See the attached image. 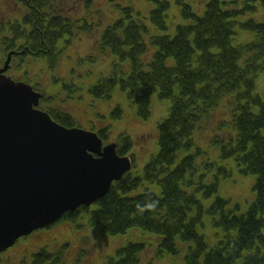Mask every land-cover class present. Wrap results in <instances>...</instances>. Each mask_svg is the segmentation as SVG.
<instances>
[{
  "label": "trees",
  "instance_id": "trees-1",
  "mask_svg": "<svg viewBox=\"0 0 264 264\" xmlns=\"http://www.w3.org/2000/svg\"><path fill=\"white\" fill-rule=\"evenodd\" d=\"M19 1L27 12L21 24L9 26L12 39L6 42L10 50L19 41L23 44L21 50L26 51L24 55L45 59L51 67L57 66L61 53L58 44L73 35L76 23L66 19L61 8H56L57 0ZM204 1L202 16L179 1L185 24L178 25L172 37L150 36V28L134 19L130 8L122 10L127 13L126 17L104 30L99 43L101 52L109 51L120 62L130 61L131 72L125 80L117 73L102 79L91 88L92 97L109 101L119 86L144 121L151 115L154 94L170 101L171 106L168 116L158 126L159 153L145 166L144 178L126 175L90 211L81 208L66 215V220L75 221L83 214L88 215L91 227H100L111 236L140 229L160 237V255L165 252L177 255L178 242L193 244L188 248L185 264H264V100L253 95L255 78L264 71V21L237 22L243 15L255 12L252 5L255 0ZM156 4L158 7L150 13V21L157 31L166 32V10L170 4L166 1H156ZM238 5L242 6L241 10L235 9ZM224 6L229 10L223 9ZM86 7H90V1H86ZM237 27L253 33L255 41L233 46ZM231 95L234 98L233 102L230 100V113L237 137L234 146L222 147V157L233 156L244 174L256 178V197L244 214L229 210L230 202L221 198H216L209 210H205L194 195L182 189L187 185L186 176L195 173L200 151L185 157L172 169L178 154L193 147L200 123L209 121L211 113ZM252 107H259V113H253ZM49 113L62 126L74 127L68 115ZM120 113L117 108L111 117ZM106 134L107 131H101L99 137L104 141ZM119 143V156L132 150L127 135L121 136ZM143 182L158 185L161 194L146 192L129 196ZM217 188L214 182L207 194L216 193ZM194 209L197 214L191 218ZM205 213L216 217L214 225L223 232L221 240L210 250L197 229ZM143 250V244L130 243L118 253V262L113 264H139ZM43 254L36 257L37 263Z\"/></svg>",
  "mask_w": 264,
  "mask_h": 264
},
{
  "label": "rangeland",
  "instance_id": "rangeland-1",
  "mask_svg": "<svg viewBox=\"0 0 264 264\" xmlns=\"http://www.w3.org/2000/svg\"><path fill=\"white\" fill-rule=\"evenodd\" d=\"M86 1H90L89 8L86 7ZM156 1H166L170 4L166 10L168 28L166 32L157 31L150 21V13L158 7ZM179 1L181 0H57L56 8L62 9L61 14L67 19L78 22L73 35L63 38L58 44L61 50L58 65L55 66L56 68H51L43 59L29 58L20 72H9L8 76L13 75L16 80L36 87L46 98H52L49 103L42 104L41 109L57 108L68 113L81 130L97 133L100 128L109 127L107 145L117 143L120 135L127 134L133 144L131 154L134 155L135 160V167L130 175L133 178L143 179L145 166L159 153L158 126L168 116L171 103L161 100L158 94H154L151 98V115L144 121L138 117L135 105L119 86L114 90L109 101L95 100L90 90L102 79L117 73L120 79L125 80L131 72L130 61L120 62L109 51L101 52L99 43L108 26L126 17L127 13L122 12L126 8L132 9L129 12L134 19H139L142 25L150 28V36H174L176 27L185 24L181 17L182 7ZM182 1L191 7L193 13L200 16L204 14V0ZM219 1L228 2V0ZM255 1L252 4L255 12L243 15L237 22L264 21V0ZM223 9L229 10L226 6ZM235 9L241 10L242 6L238 5ZM25 13L26 9L19 0H0V48L2 46L0 63H3L4 59L2 51L6 49L3 40L5 37H10L8 25L15 22L22 23ZM235 33L233 46L255 41V35L251 32L237 27ZM253 95L264 100V71L255 78ZM233 98L234 95L224 98L218 108L211 113L210 120H203L200 123L194 134L193 147L178 154L172 169L185 157L194 156L200 151V155L196 157L195 173L186 176L187 185H183L182 189L194 195L205 210H209L216 198H221L230 202L229 210H234L236 214H244L255 200L256 178L244 174L233 156L222 157V147L229 144L234 146L237 137L230 113L232 107L230 100L233 102ZM116 108L120 109L121 116L113 119L111 114ZM252 112L258 114L259 107H252ZM214 182L218 184L217 192L207 194V189ZM146 192L161 194L158 185L143 182L142 186L129 196ZM196 214L197 210L194 209L191 218ZM84 218L85 221L80 220L77 223L66 221L53 226L52 229L33 234L27 240L25 249L30 255H34L46 246H48L47 251L56 252L60 247H55L50 240L57 239L60 243H65L66 259L71 261L67 264H73L75 261L79 264H106L108 258L115 259L116 252L127 244H144V250L139 256L140 264H185L188 248L193 246L178 242L177 255L167 252L160 255L158 251L161 239L158 236L136 228L128 230L123 235L109 236L103 233L100 227H89L87 217ZM214 219L216 217L205 213L197 228L209 250L214 248L223 236L221 228L214 225ZM23 250L22 247L10 253L8 264H20L18 252L21 253Z\"/></svg>",
  "mask_w": 264,
  "mask_h": 264
},
{
  "label": "water",
  "instance_id": "water-1",
  "mask_svg": "<svg viewBox=\"0 0 264 264\" xmlns=\"http://www.w3.org/2000/svg\"><path fill=\"white\" fill-rule=\"evenodd\" d=\"M0 70V251L105 198L132 168L116 145L36 110L41 95Z\"/></svg>",
  "mask_w": 264,
  "mask_h": 264
},
{
  "label": "flooded vegetation",
  "instance_id": "flooded-vegetation-1",
  "mask_svg": "<svg viewBox=\"0 0 264 264\" xmlns=\"http://www.w3.org/2000/svg\"><path fill=\"white\" fill-rule=\"evenodd\" d=\"M26 51H23L21 53H16L15 54H21V55H24ZM48 229H52L51 228H48ZM49 232V231H48ZM32 235L28 236V237H24V238H21L19 239L14 246H12L11 248L7 249L6 251L4 252H0V263H4V264H8V258H9V254L12 253V252H15L16 249H19V248H24V250L20 253H19V257H20V264H34L36 262V254L37 255H40L39 253L43 252V250H46L48 249V246L44 247L42 249V251H38L37 253H35L34 255H30V253L25 249V246H26V242L27 240L31 237ZM51 243H53V245L55 247H60V249L56 252H47L49 255H43L41 258H40V261L38 263L40 264H67V263H71V261H67L66 259V247L65 246V243H60L59 241H57V239H54V240H50ZM30 260V261H29ZM73 264H79L78 261H75L73 262Z\"/></svg>",
  "mask_w": 264,
  "mask_h": 264
}]
</instances>
